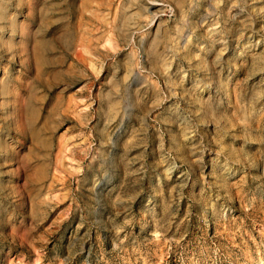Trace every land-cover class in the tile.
<instances>
[{"label": "rangeland", "instance_id": "rangeland-1", "mask_svg": "<svg viewBox=\"0 0 264 264\" xmlns=\"http://www.w3.org/2000/svg\"><path fill=\"white\" fill-rule=\"evenodd\" d=\"M0 264H264V0H0Z\"/></svg>", "mask_w": 264, "mask_h": 264}, {"label": "bare ground", "instance_id": "bare-ground-1", "mask_svg": "<svg viewBox=\"0 0 264 264\" xmlns=\"http://www.w3.org/2000/svg\"><path fill=\"white\" fill-rule=\"evenodd\" d=\"M42 54H43V53H42ZM41 64H42V62H41V55H40V56L38 55V65H41ZM70 66H72V65H70ZM31 108H32V107H31ZM33 109H35V108H33ZM31 110H32V109H31ZM31 110H30V112H31ZM33 111H34L33 114H32V115H33V116H32L33 118H32V117H31V118L29 117V118L31 119V120L29 121V123H31L32 128H33V130H32V129H31V130L34 132L33 135H35V136L38 138V140H40V142H43V139H44V138H41L39 135L37 136V134H39V133L37 132L38 129H37V128H36V129L34 128V125H35V124L33 123V120L35 119L34 116H36L37 111H35V110H33ZM28 115H29V114H28ZM30 115H31V114H30ZM37 115H38V114H37ZM37 118H38V117H37ZM37 118H36V119H37ZM36 119H35V120H36ZM35 120H34V121H35ZM29 125H30V124H29ZM39 131H40V130H39ZM42 133H43V132H42ZM33 135H32V136H33ZM40 135H41V133H40ZM42 136H43V135H42ZM33 138H35V137H33ZM46 138H47V137H46ZM46 138H45V139H46ZM45 139H44V140H45ZM44 144H45V143H44ZM46 144H47V143H46ZM46 144H45V145H46ZM49 145H50V144H49ZM44 167H45V166H44ZM42 169H43V167H42ZM38 170H39V169H38ZM38 170H37V171H38ZM43 170H44V169H43ZM43 170H42V173H45ZM40 172H41V170H40ZM43 175H44V174H43ZM47 176H48V175H47ZM44 177H45V176H44ZM45 178H46V177H45ZM32 207H33V206H32Z\"/></svg>", "mask_w": 264, "mask_h": 264}]
</instances>
